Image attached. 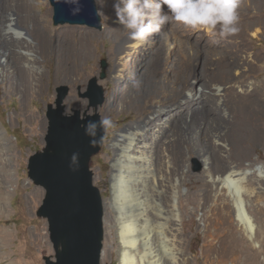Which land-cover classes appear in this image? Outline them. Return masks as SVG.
<instances>
[{
    "label": "bare ground",
    "instance_id": "obj_1",
    "mask_svg": "<svg viewBox=\"0 0 264 264\" xmlns=\"http://www.w3.org/2000/svg\"><path fill=\"white\" fill-rule=\"evenodd\" d=\"M44 1L0 0V79L2 83L8 82L3 93L11 94L19 88L24 98H32L45 88L37 65L51 58L57 70L56 79L73 80L82 77L84 63L93 56L92 44L98 39L97 33L83 27L48 30L45 19L49 12L38 18L32 15ZM101 2L110 19H115V26H123L114 15L113 0ZM240 5L245 10L249 7L250 12L239 13V31L230 38L242 40L264 34V0H240ZM172 29L171 36L162 28L159 36L147 38L159 42L155 48L158 61L140 70L138 66L142 65L144 48L148 46L146 40L137 43L127 34L116 47L120 64L113 69L112 103L107 105L108 111L120 107L142 114L139 102L144 104L146 98L159 90L164 96L175 98L174 101L181 97L192 101L190 105L199 111L197 127L186 124L188 113L176 111L172 113L176 128L169 118L151 121L145 117L127 125L119 135L121 142L116 140L114 147L118 154L112 163L108 206L114 212L112 221L122 244L120 264H163L164 257L169 264H192L185 261L181 249L180 185L172 176L171 147L172 143L193 141L202 135L206 145L200 156L205 191L200 197L203 206L211 203L218 225L209 229L207 253L224 257L239 253L252 258L254 264H264L260 260L264 256V164L259 165L251 156L255 148L264 150V64L217 65L207 82L200 85L196 65L187 72L179 71L174 62L168 63L176 57L172 46L176 30ZM219 32L217 26L216 35ZM233 43L237 44L234 40ZM124 58L129 77L121 63ZM245 59L251 56H243L242 60ZM170 75L174 83L170 82ZM134 80L140 81L139 89L133 87ZM171 130H175L173 135ZM0 147L15 155L10 139L1 129ZM11 166L9 158L0 167L4 172L0 180V211L5 208L8 196L6 180L10 179ZM36 193L39 197L40 192ZM190 195L187 194V202L193 203ZM9 236L6 229H0V243Z\"/></svg>",
    "mask_w": 264,
    "mask_h": 264
},
{
    "label": "rangeland",
    "instance_id": "obj_2",
    "mask_svg": "<svg viewBox=\"0 0 264 264\" xmlns=\"http://www.w3.org/2000/svg\"><path fill=\"white\" fill-rule=\"evenodd\" d=\"M94 1L102 20L101 30L81 25H54L53 8L49 0H45L44 4L36 7L35 11L32 12V15L34 14L33 16L36 18L44 12H49L45 23L50 31L63 27H83L97 33L98 39L95 44H92L93 56L84 63L82 77L58 81L55 77L57 71L55 64L50 58L46 63L36 66L37 73L44 77L45 88L43 92L29 99L23 97L19 88L14 89L11 94L10 92L3 93L5 84L8 82L2 83L0 79V129L10 139V144L15 151V155L12 156L6 152L5 148L0 147V167L6 164L9 158L12 159L10 179L7 178L6 180L8 196L4 204L5 208L0 211V229H6L10 236L7 241L0 243V264H45L44 257H54L47 222L36 216V211L44 198V190L42 187L34 185L28 178L27 165L30 156L44 147L48 128L46 112L48 105H53L56 100L57 87L68 86L70 89L64 101L66 113H70L72 109L81 110L82 112L86 110L88 101L82 99L81 95L88 92L92 78H98V84L105 89L106 100L99 107L98 113L102 120L105 117L111 119L112 125L107 126L104 146L101 152L92 158L90 165L94 184L100 189L104 202L102 264H120L121 260L122 244L118 240V232L112 221L114 212L108 206L111 196L112 163L118 154L114 144L117 141L121 142L119 136L122 135L121 131L127 125L145 117L151 121L154 119L163 121L169 118L173 121L171 126L176 128L177 123L172 120V113L176 111L188 113L186 120L188 127L198 126L197 113L199 111H196L194 105H190L192 101H188L184 97L174 101L175 98L164 96L162 94L164 92L161 90L158 91V94L146 98L144 104L139 102V105L143 108L142 114L140 111L130 108L121 110L120 107H114L111 111L107 110V105L112 103L113 69L116 64H120L116 59L118 53L116 47L120 38L129 34V31L123 26H115V19H110L103 8L101 0ZM245 9L244 5H240L238 13L250 12L249 7H247V10ZM18 16V14L14 15V18L16 19ZM171 27L176 30L174 31L176 39L174 38L175 40L172 42L176 57L171 58L168 63L174 62L178 64L179 71L187 72L196 65L199 75L196 80L201 83L200 85H203L202 82L204 81L207 82V78L211 77L217 65L245 64L244 62L246 64H264V34H258L256 38L246 37L242 40H236L235 38L231 39L230 36L206 34L202 30H194L183 24L174 25L170 20L168 24L163 26V29L168 31V36H171ZM110 31L114 32V35H109ZM154 35L157 37L160 34L155 33ZM233 40L237 44L233 43ZM147 42L148 46L144 48V58L140 63L142 65L138 66V70L146 67V64H155L158 61L155 48L159 46V42L146 39ZM247 55H250L251 59L243 61V56ZM121 56H124V54H121ZM162 57L166 58V56ZM101 59H106L108 62L107 77L103 80L99 79ZM42 61L40 60V62ZM121 63L124 64V72L129 77L128 62L124 58ZM137 78H140V76L137 75ZM169 80L174 83L173 75H170ZM143 88L145 89V87ZM200 89L202 90V87ZM231 118L232 116L226 118V122H230ZM174 132L175 130H171L172 135ZM204 140L205 137L202 135L193 141L189 140L180 144L172 143V152L170 150L171 162H173L172 176L179 180L180 185L182 214L178 226L185 261H190L192 264H254V260L244 254L237 253L224 257L217 253H207L209 229L211 230L213 224L217 228L218 225L215 224L217 218L211 211L209 205L211 203L203 206L200 197L205 191L204 183L201 180L204 168L200 157L206 150ZM174 141L176 140L172 142ZM251 156L253 160L258 161L259 165L264 164L263 149H253ZM3 178L4 172L0 171V180ZM36 191L40 192L39 197ZM187 194H191L190 196L195 200L193 203L187 202ZM260 260H264L263 255L260 256ZM163 264H169L166 257H164Z\"/></svg>",
    "mask_w": 264,
    "mask_h": 264
},
{
    "label": "water",
    "instance_id": "obj_3",
    "mask_svg": "<svg viewBox=\"0 0 264 264\" xmlns=\"http://www.w3.org/2000/svg\"><path fill=\"white\" fill-rule=\"evenodd\" d=\"M54 25H81L102 29V20L94 0H80L81 11L70 12L64 0H49ZM99 79L107 77L108 62L100 60ZM68 86L56 88V100L48 105V128L44 147L30 156L28 178L44 190L36 216L48 225L54 257H44L45 264H102L104 243V202L95 186L90 165L105 143L107 126L89 128V121H102L99 107L106 100L105 89L92 78L88 92L81 95L88 101L84 112L72 109L66 113L64 101Z\"/></svg>",
    "mask_w": 264,
    "mask_h": 264
},
{
    "label": "clouds",
    "instance_id": "obj_4",
    "mask_svg": "<svg viewBox=\"0 0 264 264\" xmlns=\"http://www.w3.org/2000/svg\"><path fill=\"white\" fill-rule=\"evenodd\" d=\"M71 4V14L81 11L80 0H64ZM240 0H113L112 8L119 24L129 31L131 40L137 43L161 31L170 20L181 23L194 30H203L209 34L231 36L239 29L238 9ZM133 87L139 89L140 81L134 80ZM99 125L111 126V119L89 121L85 130Z\"/></svg>",
    "mask_w": 264,
    "mask_h": 264
}]
</instances>
